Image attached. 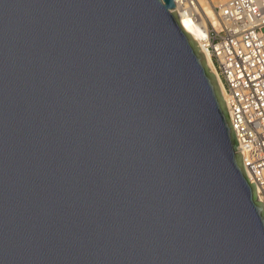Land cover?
Instances as JSON below:
<instances>
[{
	"label": "water",
	"instance_id": "water-1",
	"mask_svg": "<svg viewBox=\"0 0 264 264\" xmlns=\"http://www.w3.org/2000/svg\"><path fill=\"white\" fill-rule=\"evenodd\" d=\"M174 0H0V264H264V203Z\"/></svg>",
	"mask_w": 264,
	"mask_h": 264
},
{
	"label": "built area",
	"instance_id": "built-area-1",
	"mask_svg": "<svg viewBox=\"0 0 264 264\" xmlns=\"http://www.w3.org/2000/svg\"><path fill=\"white\" fill-rule=\"evenodd\" d=\"M197 15V0H174ZM203 48L224 83L243 163L264 203V0H227L209 22Z\"/></svg>",
	"mask_w": 264,
	"mask_h": 264
},
{
	"label": "bare ground",
	"instance_id": "bare-ground-1",
	"mask_svg": "<svg viewBox=\"0 0 264 264\" xmlns=\"http://www.w3.org/2000/svg\"><path fill=\"white\" fill-rule=\"evenodd\" d=\"M226 1L227 0H197V5L195 9L197 11V15H201L200 21L191 13L185 12L180 5L176 7L181 26L186 31L190 32L193 39L197 43H199L200 48L204 53L207 65L217 77L224 99L226 96L224 83L221 80L216 70V67L212 61L211 53H209L203 48V39L207 37L206 30L208 27V22L206 21L205 17H203L201 11H199V6H201L203 8V11H205V16L207 17V19L213 24L218 25L219 7L222 6V4H224Z\"/></svg>",
	"mask_w": 264,
	"mask_h": 264
},
{
	"label": "rangeland",
	"instance_id": "rangeland-1",
	"mask_svg": "<svg viewBox=\"0 0 264 264\" xmlns=\"http://www.w3.org/2000/svg\"><path fill=\"white\" fill-rule=\"evenodd\" d=\"M199 11H201V13H202V15H203V17H205V19H206V21L208 22V24H209V20L207 19V17L205 16V11H203V8L201 7V6H199ZM201 15H196V18H198V20L200 21L201 20V17H200ZM198 21V22H199Z\"/></svg>",
	"mask_w": 264,
	"mask_h": 264
}]
</instances>
